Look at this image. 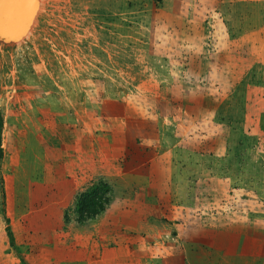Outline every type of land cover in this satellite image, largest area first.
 <instances>
[{"label":"rangeland","instance_id":"obj_1","mask_svg":"<svg viewBox=\"0 0 264 264\" xmlns=\"http://www.w3.org/2000/svg\"><path fill=\"white\" fill-rule=\"evenodd\" d=\"M0 116V264H230L264 240V0H40L0 43ZM98 177L114 198L78 224Z\"/></svg>","mask_w":264,"mask_h":264},{"label":"trees","instance_id":"obj_2","mask_svg":"<svg viewBox=\"0 0 264 264\" xmlns=\"http://www.w3.org/2000/svg\"><path fill=\"white\" fill-rule=\"evenodd\" d=\"M2 127V117L0 116V136ZM2 148L0 142V158ZM114 198V188L104 177H98L88 182L75 197L73 206L69 209L73 219L78 224H83L93 220L103 213ZM65 219L69 218L66 212Z\"/></svg>","mask_w":264,"mask_h":264},{"label":"water","instance_id":"obj_3","mask_svg":"<svg viewBox=\"0 0 264 264\" xmlns=\"http://www.w3.org/2000/svg\"><path fill=\"white\" fill-rule=\"evenodd\" d=\"M40 0H0V43L18 42L37 16Z\"/></svg>","mask_w":264,"mask_h":264},{"label":"crops","instance_id":"obj_4","mask_svg":"<svg viewBox=\"0 0 264 264\" xmlns=\"http://www.w3.org/2000/svg\"><path fill=\"white\" fill-rule=\"evenodd\" d=\"M249 245H244L242 255L234 257L230 264H264V240Z\"/></svg>","mask_w":264,"mask_h":264}]
</instances>
